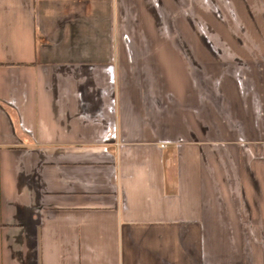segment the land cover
<instances>
[{"label": "crops", "instance_id": "obj_1", "mask_svg": "<svg viewBox=\"0 0 264 264\" xmlns=\"http://www.w3.org/2000/svg\"><path fill=\"white\" fill-rule=\"evenodd\" d=\"M0 264H264V0H0Z\"/></svg>", "mask_w": 264, "mask_h": 264}]
</instances>
